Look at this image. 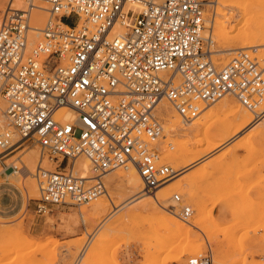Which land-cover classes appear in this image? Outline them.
Returning a JSON list of instances; mask_svg holds the SVG:
<instances>
[{"label":"built area","instance_id":"obj_1","mask_svg":"<svg viewBox=\"0 0 264 264\" xmlns=\"http://www.w3.org/2000/svg\"><path fill=\"white\" fill-rule=\"evenodd\" d=\"M17 1L23 7L9 6L0 26L7 120L0 151L33 144L58 164L54 171L37 169L38 214L90 205L106 195L104 178L115 170L136 169L145 193L171 182L179 172L157 147L164 137L155 113L162 100L184 121L228 96L257 119L264 115V49L236 51L217 67L203 37L212 0ZM38 2L49 6L50 19L31 45ZM66 111L74 112L72 120H60ZM80 157L89 161L92 178L75 173ZM173 201L169 211L188 221L192 208L181 195ZM207 247L206 256L189 264H213Z\"/></svg>","mask_w":264,"mask_h":264},{"label":"rangeland","instance_id":"obj_2","mask_svg":"<svg viewBox=\"0 0 264 264\" xmlns=\"http://www.w3.org/2000/svg\"><path fill=\"white\" fill-rule=\"evenodd\" d=\"M10 1L0 0V26ZM231 4L229 7L237 11L223 19L230 22L226 29L227 37L236 35L239 29L254 28L256 22L264 23V0H234ZM206 9V19H211L214 8L207 5ZM217 31L215 29L212 51L215 52L220 45L236 48V51L251 50L240 49L244 45L236 41L228 42L221 38L219 41ZM252 46L262 51L264 38L259 37ZM234 53H212L213 61L217 67H223ZM224 100L202 106L199 117L192 121L201 122L196 127L184 123L176 111L181 125L197 128L200 132L189 136L167 134L170 140L166 144L163 142L166 135L164 129V137L157 144L164 162L169 151L182 148L186 143L200 153L208 147L205 142L209 138L219 139L209 132V124L227 117L228 112L222 110ZM238 102L235 105L242 108ZM155 113L163 124L158 112ZM252 118L254 122L226 145L208 155L199 156L200 161L187 172L183 188L171 192V202L164 205L166 210L154 204L145 208L139 203L120 206V198L116 194L119 191L110 189L107 178L109 175L122 178L126 172L120 169L104 178L116 207L108 202L96 213L98 202L102 199L107 201L104 196L90 205L78 208L53 206L46 214H38L40 194L33 198L27 196L26 181H30L31 176L26 169L18 171L14 168V165L21 168L20 158L29 152L33 144L7 155L1 153L0 264H76L83 252L86 255L80 264H189L191 259L207 255V243L212 250L213 264H264V127L258 125L261 119L255 121L254 115ZM203 120L205 122L202 123ZM37 149L41 154L40 147ZM44 159L49 168H57L58 164L48 156ZM183 166L181 164L176 169ZM14 172H20L21 184L8 178ZM33 179L37 182L36 177ZM175 195H181L183 204L194 211L187 222L180 219L186 224L189 234L178 239L170 230L173 215L167 213L172 209L170 205L174 203ZM189 223L198 224V228ZM92 236L95 242L89 243Z\"/></svg>","mask_w":264,"mask_h":264},{"label":"bare ground","instance_id":"obj_3","mask_svg":"<svg viewBox=\"0 0 264 264\" xmlns=\"http://www.w3.org/2000/svg\"><path fill=\"white\" fill-rule=\"evenodd\" d=\"M232 1L234 0H212L209 2L208 7L214 8V13L211 14V17H210L211 19L209 18L206 19V25H205L206 29L203 33V37L204 39H206V41H208V43L210 44L212 43L211 45V48H212L215 42L214 32H215V29H217L218 30L217 36L219 37V41H220V38L228 42L236 41L244 45L240 49H248V48L252 49V47H254L252 45H254L257 42L259 37L264 38V23L256 22L257 24H255L254 28L247 27L244 30L242 29V31H240L241 29H239L236 35H233L232 37H227L226 29H227V26H230L229 25L230 22L226 20L224 21L223 19H227L229 14L231 13L233 14L234 12L236 13L237 9L231 7L233 5L231 4ZM9 3H10L9 5L13 9L19 10L21 8V2L17 0H11ZM230 4L231 6L229 7ZM227 8H230V9H228L227 11L226 10ZM48 10H49V6L43 2H38L37 7L32 10V16H31V22H30V27L32 28V31H33V32H30V37H31L30 44L31 45L34 43V37L39 34L40 30L44 29L45 25L50 19ZM231 22H233V20ZM235 25H237V23ZM231 26L233 25L231 24ZM228 30L229 32L231 31V29H228ZM235 51H236V48L235 49L227 48V47H224L223 45H220L219 49L215 50V52L217 53H226L228 55L233 54ZM211 52L215 53L212 50ZM236 101L237 100H235L234 98H231L230 96L225 97V100H224L225 104L223 105L222 110L228 112L227 117L225 119H218L217 121H215V122H218V124H216L215 122L209 124V132H213L216 137H219V139L209 138L207 141L205 140L206 142L202 140L203 142H205V144L208 147L207 148L204 147L205 149L201 150L200 153L195 152L193 150V147L189 145L190 143L189 144L186 143L182 148L171 150L166 154L165 162L169 163L174 169H176V167L180 166L181 164H184V166L182 169H176L179 173L171 182H169L164 187L158 189L157 191H154L152 194L144 192V185H143L142 179L136 169H130L126 171L123 170L124 172H126V174H124L122 178L117 177V176H110V175L107 176L108 175L107 174L106 176L109 180L110 189L112 191L113 190L119 191L116 194H118V197L120 198V202H121L120 206L122 204L123 205L125 204L124 207L125 206L127 207V206H130L132 203H136V204L139 203V206H141L142 208H145V207L150 206L151 204H154L157 207L160 206L163 209H165L164 205H167L168 203L171 202L169 200V196L171 192H173L174 190H180L181 188H183L182 183L184 180L187 179V172L193 165H195L196 163L200 161L198 160L200 155L202 154L206 155L209 152L220 149V147H222L223 145H226L228 141H230V139L242 133L244 129L249 127L254 122L252 118V115L254 114L253 113L251 114L247 109H245L238 102L242 107V108H239V106L235 105ZM3 104L4 103L0 102V131L4 130L7 126V120L4 114L5 107ZM156 112H158V116L163 120V124H164L163 128L165 129V134H166L163 142H165L166 144H169V140H170L167 134L169 135L170 133H172V134H178L180 136H189L193 132H200V130L197 128H191V126L188 128L186 126L181 125L179 117L176 114V109L173 106H171L170 102L162 100L156 107ZM74 116L75 114L73 111H66L63 114V116L60 118V120L70 121L74 118ZM254 117H255V121H258L261 119L259 118L257 120V117L255 115ZM214 120L215 119H213V121ZM192 121H184V123L192 124V126L194 127L201 125L200 124L201 122L193 123ZM211 121L209 120V122ZM203 122H205V120H203L202 123ZM258 125H263L264 127V117L261 119ZM197 143H200V142H197ZM37 147H38L37 145L30 146V150H28L29 152H27L23 158H20L19 162L22 165L21 168H18L13 163L14 168L18 169V171L19 170L22 171V169H26L28 176L29 175L31 176V180L29 178L30 181H26L27 182L26 189H28L27 190L28 198L38 197L40 194L38 183L33 179V177H35L36 175L37 169L41 166V169H43L46 172L54 171V169L49 168V166L45 164V161H46L44 159L45 156L43 157L41 154H39ZM1 153L2 152L0 151V154ZM68 169H72V166L69 165L67 167V170ZM74 171L77 175L81 176L83 179H89L93 177V172L91 170L90 163L84 157H80L75 161ZM19 173L20 172H14L13 174L9 175L8 178H11L12 180L19 183L22 180ZM23 184L25 186V183ZM18 187H21V185ZM104 196L107 198V201L105 199H102V197ZM191 196L192 195L190 194V197ZM102 197L96 200L98 202L100 199H102L100 202H98V205L95 210L96 213H98L99 210H101L103 206L108 202L111 203L114 207H116L115 202L113 201V197L112 195L109 194L108 191L106 195H103ZM174 205H175L174 203H171L170 206H174ZM167 213L170 215H173L171 219L170 230L176 236L177 239L182 238L185 235L189 234L186 224L181 222L182 219L180 220V218L171 211H167ZM176 217H178L179 219ZM189 224L194 228H198V224H192V223H189ZM94 239H95L94 236L90 237L89 243L91 241L95 242ZM85 255H86V252L81 255L79 259L80 263L84 261Z\"/></svg>","mask_w":264,"mask_h":264}]
</instances>
